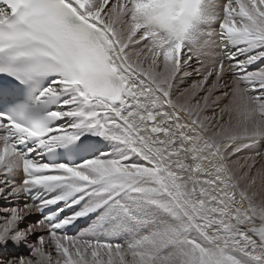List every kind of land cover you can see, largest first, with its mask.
Returning a JSON list of instances; mask_svg holds the SVG:
<instances>
[{"label": "snow or ice", "instance_id": "snow-or-ice-1", "mask_svg": "<svg viewBox=\"0 0 264 264\" xmlns=\"http://www.w3.org/2000/svg\"><path fill=\"white\" fill-rule=\"evenodd\" d=\"M262 147L264 0H0V264H264Z\"/></svg>", "mask_w": 264, "mask_h": 264}, {"label": "rangeland", "instance_id": "rangeland-1", "mask_svg": "<svg viewBox=\"0 0 264 264\" xmlns=\"http://www.w3.org/2000/svg\"><path fill=\"white\" fill-rule=\"evenodd\" d=\"M189 72L192 71V69H187ZM198 79V76H196L195 74H193L192 76L188 77V78H184V79H181V80H178L177 82H180L178 87L176 88L177 89V92L179 91H183L185 88H188L192 82L194 80ZM226 79H228V77H226ZM216 95H220V92L217 91ZM224 103H227V101H224ZM221 107H223V104L220 105ZM205 115H208V116H211L212 115V111L211 109L207 110L205 113ZM261 151H264V147L261 148ZM242 156H247V155H250V153H247V152H244L241 154ZM243 162V161H241ZM264 164V161H261V162H258L257 165H256V168H259L261 167V165ZM255 171V169H254ZM14 203L16 204H19L20 206H22V201L19 200L18 201H13ZM6 205V202L3 201V200H0V206H4ZM35 222V219L34 217H32L31 215L28 216V218H26L23 222V224L21 225V227H24L25 225L27 224H31V223H34ZM42 233H37V235H40ZM32 240L35 239V237H32L31 238ZM3 254L5 256H8V255H24V256H27L29 254L28 252V248L27 246H20V247H14L12 245H9V247L7 249L4 250Z\"/></svg>", "mask_w": 264, "mask_h": 264}, {"label": "bare ground", "instance_id": "bare-ground-1", "mask_svg": "<svg viewBox=\"0 0 264 264\" xmlns=\"http://www.w3.org/2000/svg\"><path fill=\"white\" fill-rule=\"evenodd\" d=\"M179 83H180V82H177V83H176V88L178 87ZM13 203H14V202H13ZM15 204H16V203H15ZM18 205H19V204H18ZM126 239H127V237H125V238H122V240H121V241H122V243H123V242H124Z\"/></svg>", "mask_w": 264, "mask_h": 264}]
</instances>
